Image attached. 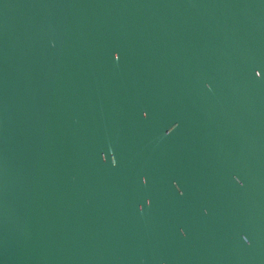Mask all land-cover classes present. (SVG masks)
<instances>
[{
    "label": "water",
    "instance_id": "water-1",
    "mask_svg": "<svg viewBox=\"0 0 264 264\" xmlns=\"http://www.w3.org/2000/svg\"><path fill=\"white\" fill-rule=\"evenodd\" d=\"M0 264H264V0H0Z\"/></svg>",
    "mask_w": 264,
    "mask_h": 264
}]
</instances>
